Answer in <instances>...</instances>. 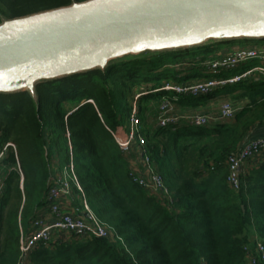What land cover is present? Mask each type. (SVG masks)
<instances>
[{"label": "trees", "instance_id": "16d2710c", "mask_svg": "<svg viewBox=\"0 0 264 264\" xmlns=\"http://www.w3.org/2000/svg\"><path fill=\"white\" fill-rule=\"evenodd\" d=\"M71 1L0 0V16ZM215 47L141 57L43 83L39 105L26 92L0 94V264L23 260L21 236L48 205L52 177L71 156L81 189L70 179L71 205L81 212L86 202L113 237L73 234L40 242L25 264H248L245 247L264 244V158L243 171L238 190L227 182V159L264 126V81H241L207 95L174 94L161 83L212 76L207 62L217 52L203 54ZM221 91L247 100L231 122L144 131L145 115L160 98L196 106ZM136 96L146 153L166 195L133 181L137 155L122 153L110 132L128 123Z\"/></svg>", "mask_w": 264, "mask_h": 264}, {"label": "water", "instance_id": "95a60500", "mask_svg": "<svg viewBox=\"0 0 264 264\" xmlns=\"http://www.w3.org/2000/svg\"><path fill=\"white\" fill-rule=\"evenodd\" d=\"M264 40V0H72L0 16V94L141 57Z\"/></svg>", "mask_w": 264, "mask_h": 264}, {"label": "built area", "instance_id": "2783aa9c", "mask_svg": "<svg viewBox=\"0 0 264 264\" xmlns=\"http://www.w3.org/2000/svg\"><path fill=\"white\" fill-rule=\"evenodd\" d=\"M211 78L189 83L165 82L164 89L178 95H207L219 88L234 85L241 81H264V45H251L234 48L231 51L217 53L214 60L207 62ZM244 64L252 67L244 69ZM136 96L132 107V113L126 125L118 126L110 130L120 150L125 155L135 153L137 161L134 166L133 181L140 186L158 195L168 193L162 177L155 171L152 162L146 153L145 138L142 134V123L137 114ZM243 109V105L232 103L224 99L216 113L205 112L195 114L177 113L173 101L168 97H162L159 101L156 115V127H168L173 129L181 125L193 127H208L220 122H228L235 118L236 113ZM3 152L0 153V158ZM264 155V137L247 140L239 151L227 159V182L233 190H238L241 184V175L244 165ZM137 163L138 169L135 170ZM72 179L80 189L73 169V157H70L69 165L58 171L52 177V186L48 193V205L40 211L32 221L31 231L28 235H22L20 239L22 261L26 259L34 247L40 242L57 239L68 233L69 235L113 237V231L103 224L92 212L86 202L81 212L75 213L65 210L64 206H71ZM81 190V189H80ZM3 185L0 184V201ZM68 209V208H67ZM248 264H264V244L256 241L253 246L245 247Z\"/></svg>", "mask_w": 264, "mask_h": 264}, {"label": "crops", "instance_id": "0c3cea01", "mask_svg": "<svg viewBox=\"0 0 264 264\" xmlns=\"http://www.w3.org/2000/svg\"><path fill=\"white\" fill-rule=\"evenodd\" d=\"M222 101L223 100H221L217 103L215 102V103H210V104L204 103L202 105H196V106L195 105H184L183 103L176 102L175 107H176V112H179V113L181 112V113H185V114H195V113H205V112L216 113L219 110ZM246 104H247V101L246 102L244 101L242 104L243 107ZM151 106H152V110L148 111L147 114L145 115V118H146L145 119V126H148L149 130H152L156 127V115L158 112L159 101L154 102L153 105L151 104ZM150 116H152L151 117L152 119H150ZM259 137H264V126L255 128L252 131L249 139L259 138ZM263 158H264V155H261L259 157H255L254 159H251L250 161H248L244 165V168H243L244 173H247L248 170L250 168H252L254 164L259 163ZM136 169H138L137 163L135 164V170ZM64 209L65 210L70 209L69 211L78 213V211L72 205L70 206V208L67 205H65Z\"/></svg>", "mask_w": 264, "mask_h": 264}, {"label": "rangeland", "instance_id": "374dc122", "mask_svg": "<svg viewBox=\"0 0 264 264\" xmlns=\"http://www.w3.org/2000/svg\"><path fill=\"white\" fill-rule=\"evenodd\" d=\"M211 45H214V46H216L215 48L216 49H214V50H212V51H209V52H205L204 54H203V56L205 57V58H209L210 56H212V54L213 53H222V51H226V50H228V51H231V50H233L234 48H238V47H246V46H248V45H262V43H260L259 41L258 42H249V41H231V42H223V43H216V44H211ZM216 53V54H217ZM250 67H252V65L251 64H244V67H243V70L244 69H249ZM209 78H211V76H204V77H197V78H195V79H190V80H188V81H185V80H180V84H183V83H189V82H196V81H199V80H203V79H209ZM161 83L162 84H164L165 83V80L163 79V80H161ZM234 95H236V92L234 91V92H230V94H224V92H216V95H214L213 97H210V98H205V99H200V100H202V102H204V101H206V104H210V103H217V102H219V101H221V100H224V99H229L232 103H235V104H238L239 106H242V104H243V102L245 101H247L246 99H245V97H243V96H240V97H238V98H235V97H233ZM166 97H168V96H166ZM164 98V97H163ZM161 99V98H160ZM159 99V100H160ZM135 101V100H134ZM134 101H133V103H134ZM175 105H176V103H174ZM185 105V104H184ZM142 106H146L145 105V103H142ZM138 108V107H137ZM178 113V112H177ZM181 113V112H180ZM152 116H150V119H152L151 118ZM149 119V120H150ZM232 121V120H231ZM231 121H228V122H231ZM144 123V122H143ZM143 127H144V131H146V130H148V126H145L144 124H143ZM143 127H142V129H143ZM255 129V128H254ZM253 129V130H254ZM67 235H69L68 233H66V236Z\"/></svg>", "mask_w": 264, "mask_h": 264}]
</instances>
